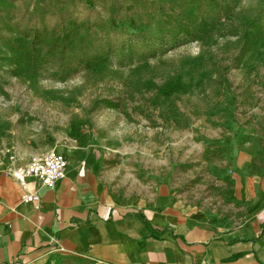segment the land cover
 Returning <instances> with one entry per match:
<instances>
[{"label":"rangeland","instance_id":"obj_1","mask_svg":"<svg viewBox=\"0 0 264 264\" xmlns=\"http://www.w3.org/2000/svg\"><path fill=\"white\" fill-rule=\"evenodd\" d=\"M42 142L206 197L264 152V0H0V152Z\"/></svg>","mask_w":264,"mask_h":264},{"label":"crops","instance_id":"obj_2","mask_svg":"<svg viewBox=\"0 0 264 264\" xmlns=\"http://www.w3.org/2000/svg\"><path fill=\"white\" fill-rule=\"evenodd\" d=\"M93 146L0 152V264H264V152L238 154L200 198L159 170L109 167ZM49 152L64 177L28 179L38 199L24 202L11 171Z\"/></svg>","mask_w":264,"mask_h":264},{"label":"built area","instance_id":"obj_3","mask_svg":"<svg viewBox=\"0 0 264 264\" xmlns=\"http://www.w3.org/2000/svg\"><path fill=\"white\" fill-rule=\"evenodd\" d=\"M66 170L65 157L57 152H50L41 157L32 158L27 165L15 168L11 176L23 189L24 202L36 201L38 198L29 189L28 179H34L43 187L52 188L64 177Z\"/></svg>","mask_w":264,"mask_h":264}]
</instances>
